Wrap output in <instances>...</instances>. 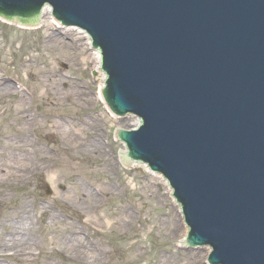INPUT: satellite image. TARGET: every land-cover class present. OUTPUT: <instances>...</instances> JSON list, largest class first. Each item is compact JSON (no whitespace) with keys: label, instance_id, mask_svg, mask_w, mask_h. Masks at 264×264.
<instances>
[{"label":"water","instance_id":"obj_1","mask_svg":"<svg viewBox=\"0 0 264 264\" xmlns=\"http://www.w3.org/2000/svg\"><path fill=\"white\" fill-rule=\"evenodd\" d=\"M45 5L101 50L107 107L141 120L116 136L168 181L185 244L264 264V0H0V17L30 24Z\"/></svg>","mask_w":264,"mask_h":264},{"label":"rangeland","instance_id":"obj_2","mask_svg":"<svg viewBox=\"0 0 264 264\" xmlns=\"http://www.w3.org/2000/svg\"><path fill=\"white\" fill-rule=\"evenodd\" d=\"M41 22L38 28L23 29L0 21V83L14 88L9 94L0 93V160L17 151L11 139L19 133L15 121L19 110L35 118L29 124L28 140L33 146L26 167L40 165L41 153L49 156V168L28 182L0 186V193L9 196L0 202L3 235L10 233L2 228L3 217L22 202L27 204L33 229L27 259L15 262L7 255L0 258V264H206L207 249L179 246L185 226L161 177L143 166L129 168L121 162L124 146L114 132L122 129L125 118L113 117L97 99L99 76L92 70L90 51L83 52L80 35L45 17ZM47 34L57 36L74 59L65 60L61 50L49 47ZM49 78L65 81L57 84L65 94L69 84L71 97L62 96L53 103L46 94L54 89L46 83ZM79 91L96 100L74 98ZM21 96L25 101L19 106ZM52 120L66 121L64 129L73 124L71 132L61 135ZM96 136L104 151L103 147L98 151L86 148ZM68 137L80 141L67 142ZM120 214L123 218L118 221ZM77 232L81 244L76 245L74 238L65 240Z\"/></svg>","mask_w":264,"mask_h":264},{"label":"bare ground","instance_id":"obj_3","mask_svg":"<svg viewBox=\"0 0 264 264\" xmlns=\"http://www.w3.org/2000/svg\"><path fill=\"white\" fill-rule=\"evenodd\" d=\"M46 18L50 20L52 23L54 21L51 18V13L49 8H45L42 11V14L40 16V21L37 23L38 26L41 25V19ZM55 24V23H54ZM57 24V23H56ZM58 26V25H57ZM61 28V27H59ZM63 29V28H62ZM69 31H74L76 34L80 35V39L78 38V41L81 42V39L84 41V44H82V49L83 52L90 51L88 57L91 62H93L92 65V70L98 74L99 76V92L103 87V78L104 74L101 72V58H100V53L98 51H95L93 48H91L90 44V39L89 36L86 35L83 32H78L77 30L74 29H69ZM46 40L49 45V47H55L57 50H61L63 53L61 57L65 60L72 61L74 58L71 54L67 53L61 42L57 39V36L53 34H47L46 35ZM80 46V44H78ZM85 54V53H84ZM64 83L65 81L61 79L55 80V78H49V80L46 81L48 86L53 87V92H47V96L52 98L53 103H58L57 99L63 98V97H71L73 94L71 91V88L68 86L67 93H63L59 91V88L57 87V84ZM66 84V82L64 83ZM13 87L8 83V82H1L0 83V93L2 95H6L11 93L13 91ZM70 91V93H68ZM80 92V93H79ZM74 93V98L75 97H81L84 98L85 102H94L95 100L92 98H89V94L86 91H79ZM63 96V97H62ZM25 98L23 96L20 97L18 105L21 106L24 103ZM97 99L102 102V98L100 97L99 93L97 95ZM18 114L15 116V121L19 124V133H16L15 136L11 139V142L13 143V146L17 148L16 150H13L11 154H9V157L5 159L0 160V186H13L17 187L21 185L22 183H26L29 180H31V177L37 173H40L41 170H46L48 169L47 161L49 160V156L45 153H41L39 155V163L38 164H31L30 169H28L26 166V160H29L28 153L30 154L29 147L33 146L29 140V132H30V123H32L35 118H31L28 116V113L26 110H19ZM80 121V120H77ZM53 122V127L56 130H60L59 132L63 136H67L68 133L71 132L70 124L64 129L66 121H54ZM73 125V124H71ZM27 126L26 128H24ZM29 126V127H28ZM75 126V125H74ZM96 136L94 139L90 141L89 145L86 146L87 149L93 150V151H98L99 149H102L104 151V146L99 143V140L97 141ZM72 140L75 143H78L80 139H77L75 137H68L66 139L67 142H70ZM81 144V143H79ZM101 145V146H100ZM65 146V145H64ZM63 149L67 150V148L63 147ZM126 152V148L123 147L121 150V156ZM133 166V164L131 165ZM155 176V175H154ZM163 180V179H162ZM164 182V180H163ZM166 185V183L164 182ZM167 186V185H166ZM168 188V187H167ZM86 195H89V193L85 190H82ZM170 189L167 190L168 194H170ZM91 196V195H90ZM9 199L8 194H6L5 191H1L0 193V202L7 201ZM172 199V198H171ZM29 209L27 207V204L22 202L20 206L17 209H13L11 214H5L3 217V225L2 228H6L7 230L10 231L9 234L3 235L2 231L0 230V258L2 256H7L10 255V257H14L15 262H22L27 259V256H29V251H26L27 247L32 245V240H30V236L33 234V229L31 226V220L30 216L28 214ZM125 217V216H124ZM117 220H121L123 218V214L117 215ZM126 218V217H125ZM74 238V241L77 243L76 245L81 244V239L79 238V232L75 233L74 235L70 237H66L65 240ZM11 248V249H9ZM13 248V251H11ZM28 250H30L28 248ZM86 251V250H85Z\"/></svg>","mask_w":264,"mask_h":264}]
</instances>
